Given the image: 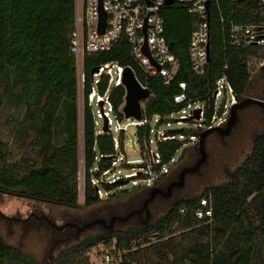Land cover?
<instances>
[{
  "label": "trees",
  "instance_id": "obj_1",
  "mask_svg": "<svg viewBox=\"0 0 264 264\" xmlns=\"http://www.w3.org/2000/svg\"><path fill=\"white\" fill-rule=\"evenodd\" d=\"M211 0V56L204 75L194 73L189 54L193 16L183 8H167L166 37L180 65L174 79L166 84L159 76L149 75L132 55L126 37L110 50L86 53L83 60L85 108L83 119L84 162L86 167L85 205L92 206L102 197L126 192L124 178L103 181L104 173L113 168V161L125 154L126 131L113 124L124 122L123 107L126 89L109 83L103 76L96 84L98 95L108 91L112 123L104 126L97 120V109L89 102L94 86L92 69L108 62L131 67L140 83L151 90L144 101L145 125H136L141 149H150L154 131L177 121L186 103H176L184 93L188 100L205 104V122L191 129H167L156 139L153 154L159 162L143 163L147 171L158 174L150 180L160 184L174 165L177 153L187 142L209 129L217 109L214 98L216 81L226 74L234 93L241 101L248 94L252 79L247 58L259 54L258 47L231 46L223 43L228 21L236 24L250 20L242 15L250 2ZM221 14L226 22H221ZM76 22V0H0V115L6 106L24 111V138L35 132L31 141L33 156L13 160L0 141V191L68 207L79 204V91L77 56L70 50ZM227 66V69H225ZM186 83V89L180 87ZM104 121V117H99ZM184 120H195L188 117ZM159 132V130H158ZM146 147V148H145ZM127 166H131L128 163ZM131 180H135L132 179ZM116 194V193H115ZM202 198L213 209L211 218L199 219L196 210ZM161 252L157 262L147 254L142 262L135 247L150 244L153 238ZM179 239V242H178ZM104 244L123 252L118 264H264V133L259 134L243 164L223 184L211 186L196 198L185 199L164 215L145 226L95 234L61 250L55 264H76L78 256L92 247ZM158 251V250H157ZM0 264H40L18 248L9 245L0 229ZM113 264V263H112Z\"/></svg>",
  "mask_w": 264,
  "mask_h": 264
},
{
  "label": "rangeland",
  "instance_id": "obj_2",
  "mask_svg": "<svg viewBox=\"0 0 264 264\" xmlns=\"http://www.w3.org/2000/svg\"><path fill=\"white\" fill-rule=\"evenodd\" d=\"M78 68L80 79L79 204L75 207H68L0 191V229L4 239L9 245L18 248L40 264H55L56 257L61 250L86 237L110 231L125 230L129 227L145 226V224L139 222L134 215L136 219L132 216V219L119 221L111 230L101 223L82 231L73 226L68 232H78V235L67 237V231L62 234L58 229L53 230L51 223L46 220L41 221L35 216L27 221L14 220L11 219L12 217L27 219L32 213H35L38 216L46 215L59 226L67 222L82 226L96 219H105L107 224H109V220L113 216H126L131 211L139 208L149 197L154 187L167 184L169 181L176 179L184 167L195 165L204 156V160L198 170L186 175L184 187L178 189L173 198L163 199L158 197L150 203L151 220L146 224L148 225L164 215L176 202L179 203L188 198H196L206 188L226 182L231 173L239 168L251 153L255 138L259 134L264 133V107L251 104L238 109L236 124L229 133L212 132L207 136L205 155L199 149V137L187 142L185 148L177 153L174 165L169 167L164 180L160 184H154L149 179L153 172L147 171V168L141 165L143 163L148 164V169H150L152 163L156 162L155 154L153 155L156 146L155 140L162 139L165 135L163 133L167 129L196 128L200 121L197 119L183 120L181 119L182 112L174 115L178 120L173 121L170 126L163 122L157 127L153 120L152 127L154 131L151 139L154 141L150 143L149 150L140 148L136 137L137 127L131 123L132 119H125L124 122H113L116 129L124 128L126 131V152L120 161L118 160L117 164H115L116 161H113L114 168L109 173H104L103 181L118 178L130 179L125 183L127 186L120 188L127 189V191L120 192L118 190L110 195H104L99 203L86 206L84 198L86 167L83 146L84 74L79 62ZM247 97L264 99V70L253 73ZM231 98L232 95L228 90L226 92L223 91V94L217 99V104H220L225 99L226 103L231 106ZM92 104L94 109H97L96 102H92ZM192 113L193 107L187 108L186 115L190 116ZM23 115V109L9 105L2 110L0 115V141L5 149L11 153L13 160H19L26 155H34L31 141L35 137V132H30L31 136L28 139L24 138L25 133L19 132L28 125V122H24ZM99 117L97 113V120L104 122ZM105 118L108 120V124L112 123L109 117L105 116ZM128 163H131V166H127ZM131 178L135 180L133 181ZM59 239L61 240L59 241ZM159 243L161 241L154 237L150 244H146L143 247H135L134 250L139 251L142 262L147 260V257L143 256L144 254L152 257L157 262L161 254L157 246ZM108 255L111 258L110 263H107ZM122 255L123 252L115 251L114 246L108 247L104 244H98L83 255L78 256L76 264H118L122 259ZM162 264L167 263L164 262Z\"/></svg>",
  "mask_w": 264,
  "mask_h": 264
},
{
  "label": "built area",
  "instance_id": "obj_3",
  "mask_svg": "<svg viewBox=\"0 0 264 264\" xmlns=\"http://www.w3.org/2000/svg\"><path fill=\"white\" fill-rule=\"evenodd\" d=\"M173 3L167 5V0H102V8L106 12L105 29L100 31V11L101 0H76V22L71 35L70 50L77 56L79 64L83 67V60L86 53L110 50L121 38L126 37L131 48L132 55L138 60L141 67L149 75L161 77L166 84H169L175 77L180 62L178 57L172 52L171 44L166 37V18L164 10L167 8L186 9L193 19L190 22L192 27L189 54L191 66L195 74L204 75L211 56V0H172ZM243 2L245 0H242ZM209 2V10L207 3ZM248 8H243L242 15H246L250 22L236 24L234 19L228 21L229 25L225 29L223 43L231 46L252 45L260 49L259 54L250 55L247 58L249 73L264 69V0H248ZM221 22L225 23L226 18L221 14ZM146 28V32H144ZM148 44L150 55H147L143 47ZM210 44V53L208 51ZM153 61L156 63H153ZM227 69V66H225ZM124 67L115 62H108L98 67V72L93 75L94 86L89 95V102L97 104L103 101L101 110H97L100 117H109L111 112V102L108 91L105 95H98L96 84L103 76H109V83L122 84V74ZM180 87L186 89V83H181ZM229 91L232 95L231 106L238 102L233 87L226 74H223L216 81L214 98L217 109L211 117L209 128L215 126H225L230 116V108L225 99L217 104V99L223 91ZM176 103H186L182 109L181 119L192 117L196 109H200L201 122H205V104L199 101L188 100L182 93L174 99ZM193 107V113L186 115L187 108ZM229 112V113H228ZM228 113V114H227ZM158 119H155L157 123ZM199 122L198 126L203 123ZM132 124L145 125L147 119L131 120ZM195 139V137H193ZM154 155V154H153ZM155 161L159 162V154L155 153ZM168 171L167 169H165ZM153 178L158 174L152 173ZM103 197L108 193L98 190ZM199 219L211 218L213 209L207 198H202L200 206L196 210ZM110 256H107V263H110Z\"/></svg>",
  "mask_w": 264,
  "mask_h": 264
},
{
  "label": "water",
  "instance_id": "obj_4",
  "mask_svg": "<svg viewBox=\"0 0 264 264\" xmlns=\"http://www.w3.org/2000/svg\"><path fill=\"white\" fill-rule=\"evenodd\" d=\"M172 0H167V5L172 4ZM101 4V11H100V23H99V28L101 32H104L105 29V20H106V12L102 8V0L100 2ZM207 7L209 10V2L207 3ZM146 32V28L144 30ZM173 45V43H171ZM144 52L150 55L149 47L148 44L145 43L143 47ZM208 51L210 53V44H208ZM153 63H155L153 61ZM156 64V63H155ZM264 70V69H263ZM96 72H98V67H95L92 69V75H94ZM122 85L126 89V96H125V104L123 107V114L125 116V119H136V120H142L144 118V101L149 99L151 97V90L147 87H144L138 78L136 77V74L134 70L131 67H126L123 70L122 74ZM103 101L99 102V105L102 109L103 107ZM251 104H257L261 107H264V99L256 98V97H245L241 101H238L237 103L233 104L230 108V116L228 119V122L224 127L222 126H215L212 128H209L205 131H203L199 135V149L202 152L203 155H205V143H206V138L207 136L212 133V132H220L222 134H227L231 131V129L235 126L236 121H237V116H238V109L244 108L246 106H249ZM200 109H196L194 111V114L192 115V119H199L200 118ZM108 125V120L105 118L104 119V126L107 129ZM204 160V156L193 166H187L184 167L178 176V180L172 182L166 190H162L160 187H156L151 190V196L147 198L144 203L142 208L138 210H133L126 216H113L109 220V224H107V221L105 219H96L93 220L89 223H86L82 226L74 223H66L62 226H58L59 228H64L66 226H71V227H77L79 231H82L88 227L94 226L95 224L101 223L103 224L106 228L111 230L114 225L116 224L117 221H126L130 217L134 216L137 213H142L143 211L146 212V220L145 223H148L151 220V213L149 209L150 203L154 200L156 193L160 192L165 198H169L173 194V190L175 187L181 189L185 185V178L187 174L193 173L198 170L200 165L202 164Z\"/></svg>",
  "mask_w": 264,
  "mask_h": 264
},
{
  "label": "flooded vegetation",
  "instance_id": "obj_5",
  "mask_svg": "<svg viewBox=\"0 0 264 264\" xmlns=\"http://www.w3.org/2000/svg\"><path fill=\"white\" fill-rule=\"evenodd\" d=\"M176 180H178V177L176 178V179H174V180H172V181H169L167 184H161V186H156V187H160L162 190H166V188L172 183V182H174V181H176ZM156 187H154V188H156ZM153 188V189H154ZM179 188H177V187H175L174 188V190H173V194H172V196L171 197H169V198H165L160 192H157L156 193V196H155V198H154V200H156V198H158V197H161V198H165V199H171V198H173L174 196H175V192L178 190ZM151 196V193H150V195H149V197ZM148 197V198H149ZM153 200V201H154ZM152 201V202H153ZM176 204H178V202H176L174 205H176ZM173 205V206H174ZM142 206H143V204L139 207V208H136L135 210H138V209H140V208H142ZM0 213H1V211H0ZM33 216H35L36 218H38L39 220H46V221H48L49 223H51V225L53 226V230H55V229H58L60 232H62V234L63 233H65V231H67V237L68 236H70V235H78V232L76 233H72V232H68L69 230H71V228H73V227H71V226H66V227H64V228H59L58 226L59 225H56L53 221H51V219L49 218V217H47L46 215H42V216H38V215H36L35 213H32L31 215H30V217L29 218H27V219H25V218H22V217H12L11 219H14V220H18V221H27V220H30ZM135 216L137 217V219H138V221L139 222H141L142 224H147V223H145V220H146V212L145 211H143L142 213H137V214H135ZM135 216H133L134 217V219H136V217ZM129 219H132V217H130ZM117 222H119V221H117ZM117 222H116V224H117ZM67 223H72V222H67ZM64 224H66V223H64ZM63 224V225H64ZM86 224V223H85ZM115 224V225H116ZM84 225V224H83ZM114 225V226H115ZM62 226V225H61ZM58 240V239H57ZM61 239H59V241H60Z\"/></svg>",
  "mask_w": 264,
  "mask_h": 264
}]
</instances>
